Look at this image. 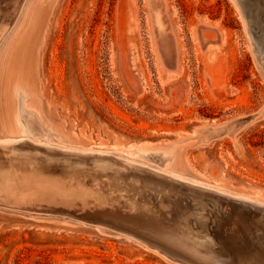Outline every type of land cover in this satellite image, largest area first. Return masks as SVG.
I'll return each mask as SVG.
<instances>
[{"label":"rangeland","instance_id":"obj_1","mask_svg":"<svg viewBox=\"0 0 264 264\" xmlns=\"http://www.w3.org/2000/svg\"><path fill=\"white\" fill-rule=\"evenodd\" d=\"M24 1L0 31V146L99 151L264 203V49L241 0ZM17 114L48 132L19 138ZM37 211L0 207V264H182Z\"/></svg>","mask_w":264,"mask_h":264},{"label":"bare ground","instance_id":"obj_2","mask_svg":"<svg viewBox=\"0 0 264 264\" xmlns=\"http://www.w3.org/2000/svg\"><path fill=\"white\" fill-rule=\"evenodd\" d=\"M241 1L250 27L257 30L254 34L260 33L255 48L261 53L264 0ZM6 2L0 1L1 32L14 22L25 1ZM19 115L15 117L19 138L23 132L33 136L48 132L32 119L23 129ZM236 122L224 130L230 138L240 128ZM34 141L17 142L20 148L1 144L0 207L77 216L99 224L102 231H116L173 263L264 264V203L184 182L173 173L150 170L99 151H61ZM36 163L40 164L30 167ZM219 193L248 201V215Z\"/></svg>","mask_w":264,"mask_h":264},{"label":"water","instance_id":"obj_3","mask_svg":"<svg viewBox=\"0 0 264 264\" xmlns=\"http://www.w3.org/2000/svg\"><path fill=\"white\" fill-rule=\"evenodd\" d=\"M252 119V117H249V118H247L246 120H244L243 122H236L235 124H238V123H240V126H242V125H244V123H246L247 121H249V120H251ZM220 130V129H222L221 127H217V128H215V130ZM224 129V128H223ZM227 129V127H225V130Z\"/></svg>","mask_w":264,"mask_h":264}]
</instances>
